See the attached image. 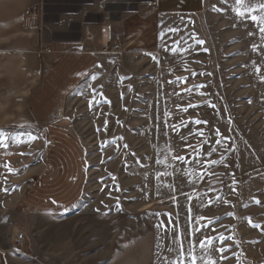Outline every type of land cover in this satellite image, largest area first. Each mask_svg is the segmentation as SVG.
Listing matches in <instances>:
<instances>
[{
	"label": "rangeland",
	"instance_id": "rangeland-1",
	"mask_svg": "<svg viewBox=\"0 0 264 264\" xmlns=\"http://www.w3.org/2000/svg\"><path fill=\"white\" fill-rule=\"evenodd\" d=\"M219 1L191 16L159 14L154 0L42 1L49 20L81 5L98 22L146 17L160 42L122 47L113 69L62 103L59 120L89 167L68 211L20 206L42 161L40 133L0 131L6 251L23 253L12 246L22 233L31 249L20 258L35 264H264V26L250 24L262 1L243 0L244 19Z\"/></svg>",
	"mask_w": 264,
	"mask_h": 264
},
{
	"label": "crops",
	"instance_id": "crops-1",
	"mask_svg": "<svg viewBox=\"0 0 264 264\" xmlns=\"http://www.w3.org/2000/svg\"><path fill=\"white\" fill-rule=\"evenodd\" d=\"M42 1L0 0V131L39 130L42 161L36 178L19 199L20 206L33 214L63 213L83 196L89 169L86 149L58 117L66 97L91 74L113 69L121 59L122 47L148 50L153 39L156 45L160 42L161 35L146 17L130 15L98 22L99 12L87 13L83 5L76 11L57 8L51 20L45 10L42 30L29 28L23 13ZM259 1L254 15L258 19L251 20V31L264 26L260 21L264 18V0L252 3L255 6ZM219 2L228 12H239L243 18V0ZM60 3L55 7H62ZM154 4L162 15L191 16L201 14L211 2L154 0ZM94 14L96 20L91 19ZM239 28L244 33V26ZM41 47L48 52L40 54ZM23 248L19 255L0 244V264H35L20 258L28 257L31 249L29 245Z\"/></svg>",
	"mask_w": 264,
	"mask_h": 264
},
{
	"label": "built area",
	"instance_id": "built-area-1",
	"mask_svg": "<svg viewBox=\"0 0 264 264\" xmlns=\"http://www.w3.org/2000/svg\"><path fill=\"white\" fill-rule=\"evenodd\" d=\"M153 11L156 10L153 9ZM23 20L29 28H36L38 30H42L44 20V10L42 3L40 2L27 8L23 13ZM87 38L91 39L92 37L91 35H88ZM46 52H48V48L41 47L39 53L44 54ZM24 239V234L22 233H17L14 236L12 241L14 251L20 252L22 250Z\"/></svg>",
	"mask_w": 264,
	"mask_h": 264
},
{
	"label": "snow or ice",
	"instance_id": "snow-or-ice-1",
	"mask_svg": "<svg viewBox=\"0 0 264 264\" xmlns=\"http://www.w3.org/2000/svg\"><path fill=\"white\" fill-rule=\"evenodd\" d=\"M261 7H264V6H261ZM238 15H241V13H237ZM252 19L254 20V21H256L258 18L256 17V16H252ZM260 21L262 22V23H264V18H260ZM261 32L262 33H264V27H262L261 28ZM262 38H264V37H262ZM202 43V42H201ZM257 71H259V70H257ZM4 136V134L2 133V132H0V137H3ZM15 141H19V137H15V138H13ZM29 139L30 140H34L35 139V137H29ZM3 143V140H0V144H2ZM5 147H6V145H4ZM180 159H182V158H180ZM10 171H11V169H9ZM5 191H7V189H5ZM223 239V238H222ZM209 244H211V241H209ZM219 251H221V252H223L224 251V249H220ZM195 260H196V258L195 257H192V264H195ZM207 264H216V262L215 261H213V260H211V259H209L208 261H207Z\"/></svg>",
	"mask_w": 264,
	"mask_h": 264
}]
</instances>
